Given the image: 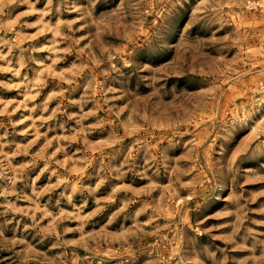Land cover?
Instances as JSON below:
<instances>
[{
    "label": "rangeland",
    "instance_id": "rangeland-1",
    "mask_svg": "<svg viewBox=\"0 0 264 264\" xmlns=\"http://www.w3.org/2000/svg\"><path fill=\"white\" fill-rule=\"evenodd\" d=\"M0 264H264V0H0Z\"/></svg>",
    "mask_w": 264,
    "mask_h": 264
}]
</instances>
